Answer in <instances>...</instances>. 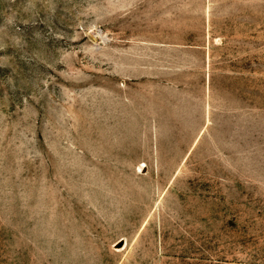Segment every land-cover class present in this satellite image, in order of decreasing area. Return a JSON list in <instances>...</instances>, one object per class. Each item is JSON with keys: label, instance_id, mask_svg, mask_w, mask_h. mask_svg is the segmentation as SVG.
I'll return each mask as SVG.
<instances>
[{"label": "rangeland", "instance_id": "rangeland-1", "mask_svg": "<svg viewBox=\"0 0 264 264\" xmlns=\"http://www.w3.org/2000/svg\"><path fill=\"white\" fill-rule=\"evenodd\" d=\"M0 264H264V0H0Z\"/></svg>", "mask_w": 264, "mask_h": 264}]
</instances>
